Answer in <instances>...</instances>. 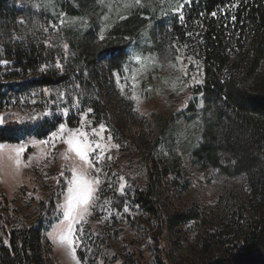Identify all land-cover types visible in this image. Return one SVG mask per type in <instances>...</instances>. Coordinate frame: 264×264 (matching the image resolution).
Segmentation results:
<instances>
[{
    "label": "rangeland",
    "instance_id": "obj_1",
    "mask_svg": "<svg viewBox=\"0 0 264 264\" xmlns=\"http://www.w3.org/2000/svg\"><path fill=\"white\" fill-rule=\"evenodd\" d=\"M15 4L53 15L52 22L44 17L42 21L48 23L37 25L50 51L67 66L80 67L69 57L67 40L71 36L76 42L85 38L94 59L91 57L84 74L75 79L76 84L73 81L60 95L50 89L29 92L11 99L10 106L0 112V117L13 114L12 119L22 122L62 115L66 125L63 139L59 134L51 136L60 132L59 124L44 139L31 137L18 144H0V198L7 199L10 216L24 217L28 225L36 222L41 202L58 189V212L45 226L51 248L47 264H85L78 250L96 255L99 264H158L162 258L170 264L200 263L206 256L204 249L210 242L215 244L210 234L219 197L230 189L242 191L243 180L222 176L218 169L205 165V155L195 154L203 134L199 111L204 96L197 93L204 83L203 64L194 46L177 47L163 34L173 16L181 14L179 0H15ZM62 5H71L78 15L64 11ZM141 12H147L144 16L150 20L143 35L126 38L120 49L108 50V30ZM8 66V62L0 63V84L17 80ZM94 100L102 107L100 119L88 112L92 108L87 102ZM73 129H79L93 145L89 160L99 173L88 168L67 145ZM97 143L105 146L102 156L101 149L95 148ZM22 146L25 151L17 165L14 150ZM152 163L156 165L153 178L159 182L152 188L154 214L141 215L132 196L135 189L147 188ZM73 168L99 183L92 185V199L82 222L75 226L70 246L61 237L68 224L63 205ZM61 178L67 183L63 190L59 187ZM120 194L128 199L123 213L112 203V197ZM193 214L198 220L187 219ZM127 216L141 220L145 241L135 235ZM115 231L119 234L113 241L110 235ZM101 236L109 239L108 250L100 245Z\"/></svg>",
    "mask_w": 264,
    "mask_h": 264
},
{
    "label": "trees",
    "instance_id": "obj_2",
    "mask_svg": "<svg viewBox=\"0 0 264 264\" xmlns=\"http://www.w3.org/2000/svg\"><path fill=\"white\" fill-rule=\"evenodd\" d=\"M185 1L179 0L181 14L173 16L163 34L177 47L194 46L203 64L204 83L197 92L204 96L199 111L203 134L195 154L205 155V165L218 169L222 176L243 180L242 191L230 189L219 197V211L213 213L210 234L218 248L215 250L210 242L198 264H264V0ZM63 8L78 15L71 5ZM146 13L133 14L114 24L107 32V49L118 50L124 39L141 37L149 27ZM44 17L52 22L49 12L39 14L20 9L15 0H0V61L6 60L17 77L0 84V112L10 106L11 99L29 92L50 89L60 95L73 81L76 84L75 79L84 74L91 60L85 38L76 42L73 36L67 40L69 57L80 67L72 69L59 60L38 28V23H48L42 21ZM87 104L93 116L100 119V103L94 100ZM12 115L4 116L0 144H18L31 137L44 139L64 120L58 115L22 122L12 119ZM69 123L76 125V121ZM155 169V163L149 164L147 188L135 189L132 196L141 215L154 214L152 188L159 183L153 178ZM66 184L61 178L60 190L66 189ZM112 199L113 206L123 213L127 197L120 194ZM60 200L56 189L39 205L40 218L28 225L24 217L10 216L7 199L0 198V264H47L51 248L45 226L52 223ZM198 218L193 214L187 219ZM127 219L135 235L145 241L141 220ZM118 234L113 232L111 240L116 241ZM100 241L108 250L109 239L101 236ZM77 255L85 264H99L92 253L78 250ZM158 264L170 263L162 258Z\"/></svg>",
    "mask_w": 264,
    "mask_h": 264
},
{
    "label": "snow or ice",
    "instance_id": "obj_3",
    "mask_svg": "<svg viewBox=\"0 0 264 264\" xmlns=\"http://www.w3.org/2000/svg\"><path fill=\"white\" fill-rule=\"evenodd\" d=\"M137 3H139V0H136ZM190 2V0H189ZM216 13L213 12L212 16L215 17ZM181 20H183V17H180ZM235 19V18H233ZM103 39V37H101ZM0 63L7 64V61H0ZM92 109H88V112H92ZM64 112L67 113L68 109L65 108ZM4 124V118L0 117V125ZM101 128H104V125H100ZM60 132H52V137H57L58 134L61 135V138L63 139V132L66 130V125L61 123L59 125ZM79 136V138H77ZM50 142V141H46ZM66 143L69 146V148L75 152L76 156L79 157L80 161H82L84 164L87 165L88 168H92L97 173L100 172V169L94 168L93 163L89 160V153L94 151L93 145L87 141L85 138V134L80 132L79 129H73L70 130V134L68 135L66 139ZM3 145H0V148H2ZM105 146L97 143L95 145V148L101 149L100 155H103V148ZM113 147H119V145H113ZM16 153L15 162L17 165L20 164L19 156L21 153L25 151V148L22 146L20 148H17L14 150ZM72 179L68 181V187H67V193L65 196V203L63 205L65 211H64V217L68 221V224L62 228L63 231H65V235L61 237L62 242L68 243L70 246L74 244V232H75V226L77 223L82 222L83 216L82 214H86L87 208L89 206V202L92 199L93 194V187L92 185L98 184L99 181L92 180L89 181L85 178L84 171L77 172L76 168L72 169ZM64 173L61 172L60 176L63 177ZM123 178L121 177V180ZM121 189H123L124 185H120ZM125 211H127V208H125ZM83 229L81 228L80 231ZM71 251L74 253L75 248L72 247Z\"/></svg>",
    "mask_w": 264,
    "mask_h": 264
}]
</instances>
